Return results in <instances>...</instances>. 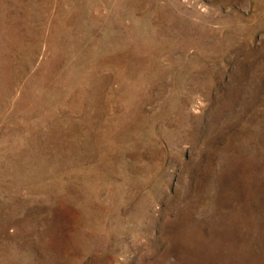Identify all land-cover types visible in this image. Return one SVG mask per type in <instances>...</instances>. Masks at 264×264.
Returning <instances> with one entry per match:
<instances>
[{
    "label": "rangeland",
    "instance_id": "obj_1",
    "mask_svg": "<svg viewBox=\"0 0 264 264\" xmlns=\"http://www.w3.org/2000/svg\"><path fill=\"white\" fill-rule=\"evenodd\" d=\"M0 264H264V0H0Z\"/></svg>",
    "mask_w": 264,
    "mask_h": 264
}]
</instances>
